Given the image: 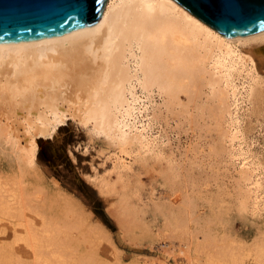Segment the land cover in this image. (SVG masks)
I'll return each mask as SVG.
<instances>
[{
	"label": "bare ground",
	"instance_id": "1",
	"mask_svg": "<svg viewBox=\"0 0 264 264\" xmlns=\"http://www.w3.org/2000/svg\"><path fill=\"white\" fill-rule=\"evenodd\" d=\"M262 69L264 30L226 36L176 0H106L93 24L0 42V136H13L18 148L14 182H0V264H94L75 202L55 192L51 206L62 216L50 215L33 178L36 135H50L67 118L106 139L119 166L132 153L143 163L158 156L156 122L166 133L171 120L178 133L185 124L199 134L213 130L209 154L238 163L234 181L248 186L240 200L252 203L264 169L241 144L239 126L242 108L251 120L264 104ZM190 205L185 199L158 229L175 264H200L203 256L201 264H243L224 239L194 229ZM253 258L264 264V241Z\"/></svg>",
	"mask_w": 264,
	"mask_h": 264
},
{
	"label": "rangeland",
	"instance_id": "2",
	"mask_svg": "<svg viewBox=\"0 0 264 264\" xmlns=\"http://www.w3.org/2000/svg\"><path fill=\"white\" fill-rule=\"evenodd\" d=\"M242 111L241 144L248 149L250 159L264 169V104L251 120L249 109ZM156 123L152 127L161 140L155 150L158 156L143 163L139 155L132 153L125 166H119L116 150L106 139L93 135L89 126L75 119L67 118L50 135H36L33 166L37 176L33 178L43 185L40 195L46 211L62 216L51 206L55 192L75 202L86 226L84 250L94 256V264H175L176 254L158 244L165 240L158 229L188 198L194 229L201 235L209 230L233 246L243 264H255V245L264 241V180L256 192L257 199L242 203L248 186L244 183L241 187L236 180L238 163H231L225 153L215 158L209 154L208 145L214 141L215 131L200 135L196 129L183 130L188 128L185 124L178 133L171 120L166 133ZM20 130L23 135L22 127ZM5 138L0 136V182L9 186L15 179L18 148L13 136ZM260 174L262 178L264 172ZM237 184L241 189H236ZM175 197L178 200L173 202ZM8 239L10 235L2 242ZM177 263L187 264L182 258Z\"/></svg>",
	"mask_w": 264,
	"mask_h": 264
},
{
	"label": "water",
	"instance_id": "3",
	"mask_svg": "<svg viewBox=\"0 0 264 264\" xmlns=\"http://www.w3.org/2000/svg\"><path fill=\"white\" fill-rule=\"evenodd\" d=\"M106 0H0V42L57 35L95 23ZM226 36L264 30V0H176Z\"/></svg>",
	"mask_w": 264,
	"mask_h": 264
},
{
	"label": "trees",
	"instance_id": "4",
	"mask_svg": "<svg viewBox=\"0 0 264 264\" xmlns=\"http://www.w3.org/2000/svg\"><path fill=\"white\" fill-rule=\"evenodd\" d=\"M38 154L40 155V151L38 152Z\"/></svg>",
	"mask_w": 264,
	"mask_h": 264
}]
</instances>
